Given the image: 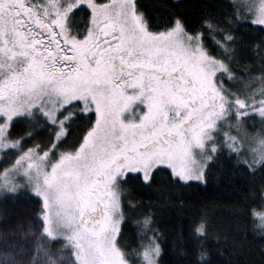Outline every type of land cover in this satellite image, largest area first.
<instances>
[{
	"label": "snow or ice",
	"instance_id": "snow-or-ice-1",
	"mask_svg": "<svg viewBox=\"0 0 264 264\" xmlns=\"http://www.w3.org/2000/svg\"><path fill=\"white\" fill-rule=\"evenodd\" d=\"M177 7L0 0V201L31 205L0 264H218L230 234L264 264V0ZM225 171L233 218L173 199ZM162 182L174 222L139 195Z\"/></svg>",
	"mask_w": 264,
	"mask_h": 264
},
{
	"label": "trees",
	"instance_id": "trees-1",
	"mask_svg": "<svg viewBox=\"0 0 264 264\" xmlns=\"http://www.w3.org/2000/svg\"><path fill=\"white\" fill-rule=\"evenodd\" d=\"M227 0H141V3L148 15L157 23H163L168 15L178 10V5H185L184 8L191 16L199 15V5H208L210 9L217 5L226 3ZM195 5L196 7H192ZM243 187L242 178L234 176L228 172H221L219 175L213 176L207 187L199 190H187L182 193H173V199L176 196L186 200H198L202 205H206L212 217L217 221L228 220L234 217L236 213V205L242 197L241 188ZM145 200L151 197L158 200L161 207L162 221L174 222V218L179 216V211L174 204L168 201L169 192L162 182L158 189L152 191H142L139 193ZM5 208L8 220L12 226L25 220V214L30 208V202L22 199L16 203L11 201L0 204ZM210 245L214 248L217 246L216 241H210ZM221 245L227 249L225 255L217 254L215 256L218 264H242L243 255L236 251L239 246L244 249V255L251 261H258V251L260 241L253 240L250 236L244 239L241 234H230L229 239L221 241ZM172 259H178L172 257Z\"/></svg>",
	"mask_w": 264,
	"mask_h": 264
},
{
	"label": "rangeland",
	"instance_id": "rangeland-1",
	"mask_svg": "<svg viewBox=\"0 0 264 264\" xmlns=\"http://www.w3.org/2000/svg\"><path fill=\"white\" fill-rule=\"evenodd\" d=\"M175 1H177V0H175ZM1 203H3L5 205L6 202L0 201V204ZM12 224H10V221L8 220L7 214L5 213V208L3 206H0V230H3L4 228L13 227Z\"/></svg>",
	"mask_w": 264,
	"mask_h": 264
}]
</instances>
